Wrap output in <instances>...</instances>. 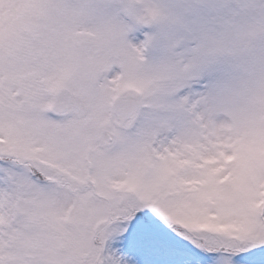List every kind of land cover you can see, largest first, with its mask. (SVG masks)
<instances>
[{
	"label": "snow or ice",
	"instance_id": "obj_1",
	"mask_svg": "<svg viewBox=\"0 0 264 264\" xmlns=\"http://www.w3.org/2000/svg\"><path fill=\"white\" fill-rule=\"evenodd\" d=\"M0 264H264V0H0Z\"/></svg>",
	"mask_w": 264,
	"mask_h": 264
}]
</instances>
